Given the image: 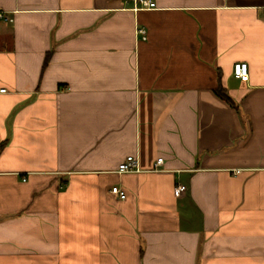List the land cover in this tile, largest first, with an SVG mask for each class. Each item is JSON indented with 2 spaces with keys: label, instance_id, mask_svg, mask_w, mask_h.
Here are the masks:
<instances>
[{
  "label": "crops",
  "instance_id": "obj_1",
  "mask_svg": "<svg viewBox=\"0 0 264 264\" xmlns=\"http://www.w3.org/2000/svg\"><path fill=\"white\" fill-rule=\"evenodd\" d=\"M151 1L0 0V264H264V0Z\"/></svg>",
  "mask_w": 264,
  "mask_h": 264
},
{
  "label": "built area",
  "instance_id": "obj_2",
  "mask_svg": "<svg viewBox=\"0 0 264 264\" xmlns=\"http://www.w3.org/2000/svg\"><path fill=\"white\" fill-rule=\"evenodd\" d=\"M140 2L148 8H152L156 6V3L151 0H140ZM0 18L8 21H13V18L9 16L7 11L0 9ZM137 33L142 35V39H147V30L144 27H139L137 29ZM234 74L236 77H243L248 74V64L247 63H236L234 66ZM8 92L6 87H0V94ZM163 158L160 157L157 160V165L161 164ZM139 158L133 155H129L126 157V159L121 162L118 166V172L123 173V172H133L139 170ZM186 186L183 184H178L175 187V191L177 193H181L186 190ZM110 192L117 196L120 199H126L127 198V192L122 189L118 185L112 186Z\"/></svg>",
  "mask_w": 264,
  "mask_h": 264
},
{
  "label": "trees",
  "instance_id": "obj_3",
  "mask_svg": "<svg viewBox=\"0 0 264 264\" xmlns=\"http://www.w3.org/2000/svg\"><path fill=\"white\" fill-rule=\"evenodd\" d=\"M215 92L221 98H223L226 101H228L231 105H234V101H233L232 97L229 95V93L227 92L226 88H224L222 86L221 81H220L219 85L217 86V88L215 89ZM2 146H3V144L1 143L0 144V151H1Z\"/></svg>",
  "mask_w": 264,
  "mask_h": 264
}]
</instances>
